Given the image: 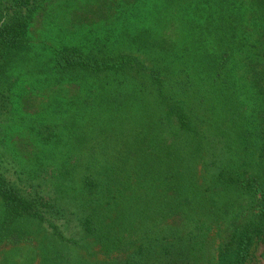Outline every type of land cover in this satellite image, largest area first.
Returning a JSON list of instances; mask_svg holds the SVG:
<instances>
[{"label":"trees","instance_id":"obj_1","mask_svg":"<svg viewBox=\"0 0 264 264\" xmlns=\"http://www.w3.org/2000/svg\"><path fill=\"white\" fill-rule=\"evenodd\" d=\"M49 1L0 0L2 96ZM123 1L110 45L53 51L58 81L102 82L88 121L82 105L33 125L50 150L29 165L0 112V264H247L264 243V0Z\"/></svg>","mask_w":264,"mask_h":264},{"label":"rangeland","instance_id":"obj_2","mask_svg":"<svg viewBox=\"0 0 264 264\" xmlns=\"http://www.w3.org/2000/svg\"><path fill=\"white\" fill-rule=\"evenodd\" d=\"M127 3L123 0H51L35 15L30 26L32 49L12 72L11 86L6 84L1 88L5 96L0 93L5 146L23 163L31 165L42 152L50 150L40 141L33 125L36 130L41 125H68L73 111L77 112L76 106L82 105L88 106L84 117L88 121L94 110L91 99L100 92L102 82L94 78L58 81L52 68L53 51L64 44L85 49L97 48L103 43L110 45L123 28V20L116 17L126 11ZM112 12L117 14L111 16ZM97 129L86 131L95 137ZM38 262L36 259L33 264ZM247 264H264V243L255 247Z\"/></svg>","mask_w":264,"mask_h":264}]
</instances>
